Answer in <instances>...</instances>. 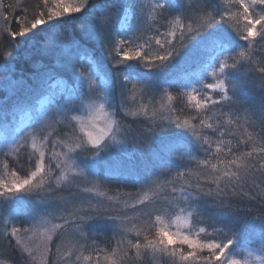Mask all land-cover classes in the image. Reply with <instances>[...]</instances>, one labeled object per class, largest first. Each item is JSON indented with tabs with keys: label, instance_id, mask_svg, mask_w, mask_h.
Here are the masks:
<instances>
[{
	"label": "snow or ice",
	"instance_id": "1",
	"mask_svg": "<svg viewBox=\"0 0 264 264\" xmlns=\"http://www.w3.org/2000/svg\"><path fill=\"white\" fill-rule=\"evenodd\" d=\"M17 9L22 15L15 17L13 28L9 17ZM121 16L137 24L129 23L125 31L109 25L114 17L121 23ZM0 41V130L10 133L0 142V155L11 176L10 181L0 178V208L7 209L9 217L0 238L15 243L21 264H47L53 235L63 227L74 228L81 239L92 242L78 246L80 255H61L57 245L53 264H74L73 256L80 261L81 250L89 251L83 256L89 264H101L102 254L109 264H138L148 255L156 264H264V247H255L258 241L264 244V95L258 104L249 99L254 89L264 93V63L252 56L257 48L264 50V0H149L147 5L144 0H36L31 5L24 0L5 5L0 0ZM153 42L158 46L154 54ZM97 44L103 57L96 54ZM194 52L199 60L192 63ZM85 61L87 76L79 70ZM178 62L189 64L190 70L174 75ZM136 65L155 70V75L142 81ZM210 77L214 83L206 82ZM133 82L142 84L146 93H162L168 101L173 100L168 89H176L187 103L166 109L162 104L160 111L140 104L133 110L125 91ZM117 84L120 101L114 104ZM33 89L38 90L35 97L30 95ZM40 97L48 100L46 108L37 106ZM86 102L84 118L76 113ZM189 107L196 115L182 119L177 113ZM216 109L237 125L242 112L245 123L259 129V138L248 134L235 144L226 140L232 133L219 122H208V114L217 115ZM19 114L28 120L23 127L14 125ZM193 120L204 130L198 133ZM54 123L61 125L59 133ZM216 133L212 141L210 135ZM121 135L124 140L118 139ZM47 145L51 152L46 165L42 149ZM242 145H251L250 150L241 151ZM193 152L204 154L198 161L203 170L179 188L178 199L175 182L169 181L173 200L187 215L171 213L167 196V207H157L161 201L145 192L132 205L144 206L138 218L142 223L129 228L132 221L117 207L119 201L111 196L102 200L105 193L97 191L68 213L70 220L59 217L64 225L37 231L36 222L46 224L45 218L52 215L48 209L65 199L50 183L55 170L57 186L77 169L105 183H147L174 168L177 178L189 177L190 172L179 169L187 168L185 156ZM10 153L16 157L12 168ZM98 220L110 222L113 238L119 237L115 247L96 243L97 229L103 226L95 223ZM133 232L134 239L121 247Z\"/></svg>",
	"mask_w": 264,
	"mask_h": 264
},
{
	"label": "trees",
	"instance_id": "2",
	"mask_svg": "<svg viewBox=\"0 0 264 264\" xmlns=\"http://www.w3.org/2000/svg\"><path fill=\"white\" fill-rule=\"evenodd\" d=\"M33 1V2H32ZM31 2L26 3L27 5H31L34 4L36 2V0H32ZM110 3H113L114 0H109ZM145 4L147 5L149 3V0H144ZM193 2H195V0H193ZM5 5L9 4V3H13L11 1L4 0ZM115 3V2H114ZM14 4V3H13ZM20 10L17 9L14 13H12L9 17L10 21H11V26L13 28L16 27V23H15V17H20L22 15V12H19ZM31 11V9H30ZM149 23H151V18H149ZM133 25L137 24V20H132ZM111 26V24H109ZM241 26H242V22H241ZM165 28H161L160 31L163 32L165 31ZM154 35L153 32H148L147 36H152ZM147 38V37H145ZM140 43H143V41H138ZM0 44H2V41H0ZM145 47L147 48V45H145ZM158 46H155L154 42H153V47L151 49L152 53L154 54L157 50ZM96 54L98 56L103 57L104 53L103 50L101 48H98L96 46ZM252 56L254 58V60H256L257 62L260 63H264V50L257 48L256 51L252 52ZM199 60V53L194 52L192 57H191V62L195 63ZM231 61H229L230 63ZM133 63H135V61H133ZM126 67V66H124ZM189 69V64L187 63H182V62H178L174 69H173V74L174 75H180L185 71H188ZM136 72L138 74V78L141 79L142 81H147L149 79H151L154 75H155V70H148V69H144L143 67L136 65ZM253 78L257 80V83H259V74L258 73H254L253 74ZM206 82H211L214 83L215 82V78L210 77L208 81ZM125 91L127 92L128 95V100H129V106L134 110L136 107H138L140 104H147L149 109H155L157 111L161 110V105L163 104L165 106V109L167 108L168 105H172V106H176L177 108L183 107L184 104L187 103V98L186 96L183 98V100H181L180 95L178 93V91L176 89H168V91H170L173 95V100L172 101H168L167 97L164 96L162 93H146L143 90V86L140 83L137 82H133L128 84L127 88L125 89ZM180 92H182L183 90H179ZM210 91V90H209ZM38 92L33 96L32 94L31 97H35L37 96ZM264 95V93H261L259 91V89H254L249 93V99L252 103L254 104H258L261 96ZM133 98H135V102H133ZM120 101V86L119 84H117V91L114 97V104H119ZM217 115L213 116L212 113H209L208 115L211 117V119L208 122H211L214 124L219 122L224 130L226 132H231L232 135L228 136L226 135L224 138L227 139H231L232 143L235 144L237 142L238 139H246L248 134H252L254 136V138L258 139V135L257 133L259 132V129L256 128L254 129L252 126H250L249 124H246L244 119H243V113L241 112V119L239 124H230L229 121V116L228 115H219V109L215 110ZM163 114L167 115V111L165 110L163 112ZM179 115H181V118H187L188 116H195L196 115V111L194 108L189 107L184 113H177ZM128 120L131 121L132 117H128ZM193 124L197 125V132H201L204 129L202 128V126L199 125L198 120H193L192 121ZM133 128H138L139 125L138 124H133L132 125ZM60 128L57 130V133H59ZM122 136V135H121ZM219 136V133L216 134H211L210 135V139L212 141H216L217 137ZM123 137V136H122ZM153 147H158V144H154ZM216 145L215 143H213V149H215ZM251 145H249L247 148H245L243 145L241 146V151H245V150H250ZM199 155L201 153H198ZM201 156V155H200ZM202 157V156H201ZM203 158V157H202ZM186 160V157H185ZM188 161V160H186ZM213 163H215V161H212ZM180 171H188L191 173V175L189 177H185V178H177L172 177L170 179L167 178H163V175H170V174H163L162 176L160 175V177L162 179H157L156 181H153V184L151 186L150 189H148V187L143 186V188L139 189L137 183H134L136 185H131L129 183V181H119V182H111V183H105L103 190L107 191L109 196L113 197L114 200L119 201L117 207L123 212L126 213L127 218H131L133 225H139L140 223H142L141 219H138L141 217V212L144 211V206H138V208H133L132 205L135 204L136 200L143 196L145 192H149L150 195H154L155 198L157 200L161 201V204L157 205V207L160 206H165L167 207V205H164L163 203V198L165 196H167L169 198L168 202L169 204H171V213H175L176 215H187V212H182L181 208L183 207L182 205H180L179 203H176L173 200L172 194H171V188H172V184L169 183V181H174L175 182V186L177 187L178 191L175 194L176 199L179 198V188L186 183V180L191 179V180H195V176L198 172L203 170V165L198 164L197 161H188L187 164V168H181L179 169ZM151 178V177H150ZM151 180V179H150ZM71 183V182H70ZM114 183H116V185H114ZM81 185H86V183L82 182L80 183ZM72 186L71 185H64L63 187L56 189V192L62 193H74L75 195H82L81 198H83V195L85 196V198H88L87 195H85L84 193H79L78 189L74 190L71 189ZM89 200V199H88ZM104 200V199H102ZM106 201V200H105ZM111 203V202H109ZM79 205L78 203H74L73 205H66L63 203H57L55 206L52 205V210L57 211L59 210L60 207H63L65 209H67V214L65 216L66 219H71L72 217L68 215V213H72L74 212V206ZM125 205H127V207H125ZM7 209H3L0 208V211H6ZM189 211H191L189 209ZM170 213V214H171ZM173 219L175 218L174 216L172 217ZM95 223L103 225L102 227L97 229V232L100 233L101 235H97L94 237L95 241L97 244H99L101 247H115L116 246V240L119 239V237H116L115 239L113 238V230L111 228L110 225H108L110 222L108 221H104V220H98ZM198 226H204V225H198ZM126 227H133L131 225H126ZM1 228V227H0ZM72 230L75 231L74 228L72 227H66L63 231H61L59 234H57L51 243V247H52V255L49 256L48 258V264H53V262L55 260H57V254H56V248L57 245H61V242L64 240V238L68 235V233H70ZM209 231L211 232V228H209ZM134 232L130 233L124 243L121 245V247L126 248L127 247V243L126 240L127 239H134ZM79 237V236H78ZM80 238V237H79ZM216 238L220 239L221 238V234L217 233L216 234ZM92 240L89 239L88 241H85L83 239H79V241L77 242L76 245L71 247V250H65V252L62 251L61 246H60V254H64L67 252H71V251H76V249L78 248V246L80 244H91ZM255 247L257 249L264 247V244L260 243L259 241L256 243ZM82 251V256H87L89 255V251L88 250H81ZM77 255H80L81 252L80 251H76ZM244 254V253H242ZM245 255H247V253L245 252ZM0 256L2 257L1 259H5L6 261H8V263L12 262V263H17V264H21V256L19 254V252L16 249L15 243H7L5 240H3L2 238H0ZM96 257L95 254H93V262L95 261ZM251 260H254L255 257L253 256L252 258H250ZM73 261L74 264H89V262L87 261H82L80 263H78V261H75V256H73ZM101 264H109V262H105L103 261V254L101 255ZM138 264H156L155 261L152 260L151 255H148L147 257L142 258L141 261L138 262ZM161 264H163V262H161Z\"/></svg>",
	"mask_w": 264,
	"mask_h": 264
},
{
	"label": "rangeland",
	"instance_id": "3",
	"mask_svg": "<svg viewBox=\"0 0 264 264\" xmlns=\"http://www.w3.org/2000/svg\"><path fill=\"white\" fill-rule=\"evenodd\" d=\"M8 1H11L13 3L16 2V0H7ZM32 0H24V3H28V2H31ZM33 2V1H32ZM115 3H119V0H114ZM3 3H4V0H3ZM5 4V3H4ZM21 13V11H19ZM130 19V18H129ZM120 20H121V23H117L115 17L109 22V24H111L112 27H117V28H120L121 31H125L127 30L128 26H129V20H125L123 16L120 17ZM97 47L100 48V46L97 44ZM87 62L88 61H85L84 63V67L80 68L79 70L84 73L85 76H87ZM93 84H95V81L93 80L92 81ZM55 91L58 93L60 91V89H55ZM38 92V90L36 89H33L31 94L34 96L36 93ZM95 95H98V94H93V96ZM32 96V97H33ZM97 104L101 103V102H104L103 100H96L95 101ZM48 105V100L45 98V97H40L38 100H37V106L41 107L42 109L43 108H46ZM107 107V105H106ZM110 110V109H109ZM77 115H80V116H83L84 118H87V102L85 103V108L84 109H81V111L79 113H76ZM24 116L23 114H19L14 122V125L15 126H18V127H23L25 124L28 123V120L26 118V120H24ZM59 119V118H58ZM21 121H23V123H21ZM74 123L77 124L78 126V122L77 121H74ZM101 123V126H102V121L100 122ZM61 127L60 124L58 123H54L53 124V128L56 129V133H57V130ZM49 131H52V129H49ZM7 134H10L8 131L6 130H0V142L3 141V138L5 135ZM46 134V133H45ZM58 138V136L56 134H53L52 136V139L53 140H56ZM118 139L119 140H124V137L122 136H118ZM41 144V141H40V137L39 135H37V145L40 146ZM42 150H44L46 152V158H45V162H46V165H47V156L50 155V152H51V146L50 145H47L45 146ZM59 151V149H57ZM28 151H32L31 149V140H29V147H28ZM202 157H203V153L200 154ZM198 153H195L193 152L191 156H185L186 157V160L188 161H199L201 159H203L201 156H200ZM21 157H23V153H21ZM6 158L3 156V155H0V178H3L5 180H11V176L8 175V170H6L3 166V161L5 160ZM7 160H8V164H9V167L12 168V167H15V164H14V161L16 160V157L13 155V154H9V156L7 157ZM27 167V165H25ZM176 172H177V169H173L171 174L168 176V175H161L163 178H167V179H170L172 177H175L176 176ZM68 176H69V181H61V184L59 186L56 185V178L58 177V170H55L54 173H53V177L50 181L52 187L54 189H59L61 187H63L64 185H71L72 188L71 189H74V190H77L78 189V192L79 193H84L85 195H87L88 198H85V196L83 195V198L82 195H75L74 193H71V192H68V193H65V192H62V193H59L60 195H62L65 199L63 201H59L57 200L56 202H54L52 205L55 206L57 203H63V204H66V205H73L74 203H78L80 204L81 201H87L88 199H92L93 197H95L97 195V191L99 192H104L105 193V196L104 197H101L100 199H104L107 201V197H109V194L107 191L103 190V187H104V184L101 180L99 179H96V178H93V177H89L87 176L85 173H83L81 170L77 169L76 171H70L68 172ZM151 179V180H150ZM157 179H162L160 177V175H154L152 176L151 178H149V181L147 183H144V182H140V183H137L139 189L143 188V186H146L148 187V189L151 188L153 184V181H156ZM71 182V183H70ZM86 183V185H81L80 183ZM129 183L131 185H136L134 183H132V181H129ZM114 185H116V183H114ZM78 186V187H77ZM84 188H90V189H93L92 192L90 193H85L83 191ZM117 201V200H115ZM79 207V205H76L74 206V208H77ZM48 211L50 213H52V215L50 217H47L45 218L47 220V223L44 224V225H41L40 224V221H37V231L38 232H42L43 231V228L44 227H51L53 224H59V225H64V220L63 219H60L59 217L61 215H63L64 217L66 216L67 214V209L63 208V207H60L59 210L57 211H54L52 210V207H50L48 209ZM9 219L8 215H7V210L6 211H0V231H3L4 230V226L7 222V220ZM130 221L131 218H128ZM70 220V219H69ZM133 223H130L129 225L133 226ZM66 227H63L62 229H58L57 230V234H59L61 231H63ZM53 235V238L57 235ZM98 235H101L100 233H98ZM97 236V235H96ZM79 237L78 235L75 234V231L72 230L70 233H68V235L64 238V240L61 242V249L63 252H65V250H71V247L76 245L77 242L79 241ZM53 240V239H52ZM52 243V242H51ZM35 245L33 244V247ZM36 257H37V260L39 261V257H40V252L37 251L35 253ZM241 256H244V254H240ZM2 257L0 256V261H3L5 262V264H17V263H8V261H6L5 259H1ZM49 258V257H48ZM48 258H47V264H48ZM22 259V258H20ZM84 261L83 260V257L80 259V261H78V263Z\"/></svg>",
	"mask_w": 264,
	"mask_h": 264
},
{
	"label": "bare ground",
	"instance_id": "4",
	"mask_svg": "<svg viewBox=\"0 0 264 264\" xmlns=\"http://www.w3.org/2000/svg\"><path fill=\"white\" fill-rule=\"evenodd\" d=\"M27 117H24V120H26Z\"/></svg>",
	"mask_w": 264,
	"mask_h": 264
}]
</instances>
